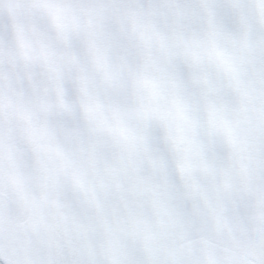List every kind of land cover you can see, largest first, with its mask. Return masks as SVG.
Wrapping results in <instances>:
<instances>
[{
	"label": "snow or ice",
	"instance_id": "snow-or-ice-1",
	"mask_svg": "<svg viewBox=\"0 0 264 264\" xmlns=\"http://www.w3.org/2000/svg\"><path fill=\"white\" fill-rule=\"evenodd\" d=\"M0 264H264V0H0Z\"/></svg>",
	"mask_w": 264,
	"mask_h": 264
}]
</instances>
